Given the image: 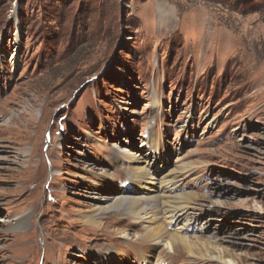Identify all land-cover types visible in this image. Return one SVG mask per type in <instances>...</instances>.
<instances>
[{"label":"rangeland","instance_id":"rangeland-1","mask_svg":"<svg viewBox=\"0 0 264 264\" xmlns=\"http://www.w3.org/2000/svg\"><path fill=\"white\" fill-rule=\"evenodd\" d=\"M109 260L264 264V0H0V264Z\"/></svg>","mask_w":264,"mask_h":264},{"label":"bare ground","instance_id":"bare-ground-1","mask_svg":"<svg viewBox=\"0 0 264 264\" xmlns=\"http://www.w3.org/2000/svg\"><path fill=\"white\" fill-rule=\"evenodd\" d=\"M147 147H150V146H147V144L144 143V148L146 149ZM148 155L150 157H152V161H153V165H154V163L158 160L157 156L155 154H153L152 152L148 153ZM142 162H143V160H142ZM145 165H146L145 166L146 168L149 167L148 161H146ZM155 167L156 166L154 165L152 167V169L154 170ZM138 169L143 170L142 168H138ZM155 170H156V168H155ZM147 171H144L143 174L137 173L136 175H138V176H133L132 182L133 183L143 182V183H145V185H147V184L151 185V186H145V187H148V189L151 188V190H153L156 194H158L156 196L157 200L162 198L160 200L161 204H160L159 209L164 213V215H166V218L170 222L178 221L181 218V216H185V215H183L184 214V210L183 209H184L185 205L181 204V203L172 202V201H170L171 200L170 198H169L170 200L168 199V197L170 196V190L172 189V187L168 186V185H170V183H169L170 180L166 176H163V175H160L159 177H153ZM155 175H158V174H155ZM125 188L126 189H124V191L126 193H129V188H132V187L129 184H127L125 186ZM136 202H137V200L132 198V197L128 198V197H125V196H120V197L114 199L113 200V204L111 206L107 207L104 211L118 210V207H120L121 205H134V204H136ZM157 204H158V202H157ZM86 222H89L90 224H94V225L95 224L99 225V223H96V221L94 222V219H89V217H87ZM163 237L164 238L168 237L169 240L160 239L159 241H164L165 244H166V247L168 249H171V248L174 249V247H176L177 245H181L183 247V249L186 250L187 253H189L188 250H187V241L183 237H180V236H178L176 234H172L170 236L165 234ZM106 263L115 264L116 262H112V261L109 260Z\"/></svg>","mask_w":264,"mask_h":264}]
</instances>
